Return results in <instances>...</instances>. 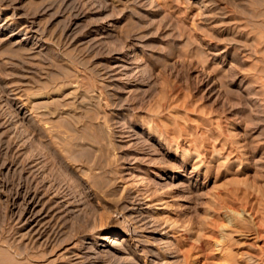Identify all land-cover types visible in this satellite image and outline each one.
I'll return each instance as SVG.
<instances>
[{
  "label": "rangeland",
  "instance_id": "374dc122",
  "mask_svg": "<svg viewBox=\"0 0 264 264\" xmlns=\"http://www.w3.org/2000/svg\"><path fill=\"white\" fill-rule=\"evenodd\" d=\"M198 232L264 264V0H0V264H184Z\"/></svg>",
  "mask_w": 264,
  "mask_h": 264
},
{
  "label": "bare ground",
  "instance_id": "6f19581e",
  "mask_svg": "<svg viewBox=\"0 0 264 264\" xmlns=\"http://www.w3.org/2000/svg\"><path fill=\"white\" fill-rule=\"evenodd\" d=\"M173 141H175V139L173 140ZM194 142V141H193ZM191 143V142H190ZM188 145V144H187ZM190 145H192V146H194L193 148H194V153H198L199 152V147L195 144V143H192V144H190ZM176 148H179V144H177V138H176ZM215 148V147H214ZM219 148V147H218ZM212 149H213V147H212ZM229 149V148H228ZM232 149V148H231ZM227 150V149H226ZM225 150V151H226ZM235 150V149H234ZM214 151H215V149H214ZM193 153V152H192ZM226 153V152H225ZM232 153H234L233 152V150H229L228 152H227V155L228 154H232ZM189 154V153H188ZM226 155V156H227ZM238 155V154H237ZM230 156V155H229ZM197 157V156H196ZM237 157V156H236ZM65 195V194H64ZM63 195V196H64ZM66 196V195H65ZM135 199H137V198H135ZM204 232H205V230H204ZM204 232H198L197 234V236H196V239L194 240V239H192V240H194V241H192L191 240V236H187V235H183L182 234V236H181V239L179 240V243H180V245L182 246L180 249V251H181V253H182V259H183V261H184V264H197L198 262H203L202 264H205L204 262L205 261H203V260H205L207 257L209 258V256L207 255V254H209V253H207V251H206V248L208 247L207 245L210 243L209 242V236L207 237L206 235H205V233ZM127 232H125L124 230H122V229H120V230H116V231H112L111 232V234H112V236H114V237H116V236H121V235H125ZM180 234V233H179ZM193 235V234H192ZM208 235V234H207ZM222 236V235H221ZM223 238L225 239V237L223 236ZM107 239H110L109 237H106V238H103V240H107ZM223 239V240H224ZM177 240V239H176ZM211 240V239H210ZM233 241V240H232ZM178 242V241H177ZM209 242V243H208ZM230 242V241H229ZM235 242V241H234ZM239 242V241H238ZM226 243V242H225ZM223 244V243H222ZM236 244V243H235ZM238 244V243H237ZM226 245V244H225ZM210 247V246H209ZM208 249V248H207ZM178 250V249H177ZM100 254V253H99ZM226 254V253H225ZM193 255H197V257H194ZM241 255V254H240ZM99 256H101L102 257V255H99ZM243 255H241V257H242ZM240 257V258H241ZM250 257V256H249ZM239 258V259H240ZM237 259V258H236ZM252 259V258H251ZM230 261V260H229ZM243 261V260H242ZM248 262V261H247ZM251 262V261H250ZM261 262V261H260ZM109 263L110 264H116L117 263V259H111V258H109ZM226 263V262H225ZM230 263V262H229ZM229 263H226V264H229ZM231 264H233L232 262H231ZM255 264V263H254Z\"/></svg>",
  "mask_w": 264,
  "mask_h": 264
}]
</instances>
